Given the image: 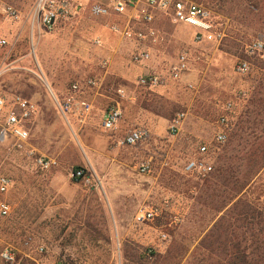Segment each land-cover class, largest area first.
Masks as SVG:
<instances>
[{
  "label": "rangeland",
  "instance_id": "obj_1",
  "mask_svg": "<svg viewBox=\"0 0 264 264\" xmlns=\"http://www.w3.org/2000/svg\"><path fill=\"white\" fill-rule=\"evenodd\" d=\"M38 1L0 0V37L8 41L0 48V97L39 106L27 150L0 144V176L12 181L0 200L13 210L0 230V264H264V61L245 52L264 38V0H190L210 12L218 38L199 42L193 30L159 14L150 26L132 25L156 31L140 44L93 17L87 0H66L73 14L46 30ZM139 50L151 53L141 67L131 63ZM183 52L189 69L176 81L170 68ZM240 60L252 64L249 72L238 71ZM149 71L166 81L140 85ZM75 84L92 112L68 124L53 95ZM228 104L229 137L218 144ZM114 105L122 118L104 131V113ZM142 126L151 133L147 142L121 144ZM204 144L212 172L186 171L202 159ZM39 158L55 164L45 170ZM78 167L91 184L74 180ZM151 207L162 210L160 217L139 223L138 212ZM7 249L15 261L2 259Z\"/></svg>",
  "mask_w": 264,
  "mask_h": 264
},
{
  "label": "built area",
  "instance_id": "obj_2",
  "mask_svg": "<svg viewBox=\"0 0 264 264\" xmlns=\"http://www.w3.org/2000/svg\"><path fill=\"white\" fill-rule=\"evenodd\" d=\"M90 13L93 17L100 19H116L111 23L110 30L129 40H136L139 44L145 43L156 34L154 28L148 29V33L136 32L132 25H152L156 22L159 14L165 15L172 23L184 25L194 31L195 40L201 42L207 37L218 38L210 12L201 4L190 0H88ZM69 2L57 0H39L36 7V14L39 16L40 24L49 31H52L62 19L71 17L73 14ZM10 17L18 18L17 11L12 7L4 9ZM121 22H125L123 30ZM8 41L0 37V48L7 45ZM245 52L248 56H258L264 61V38L254 39L246 46ZM151 60V53L147 50H139L132 56L131 63L134 66H144ZM252 64L248 60H240L237 69L240 73H247L251 70ZM189 69V57L183 52L178 56L177 62L170 68V78L180 81ZM166 81L161 75L149 71L142 74L138 83L145 87H156ZM89 85H96L90 82ZM82 89L75 84L70 91L58 97L53 95L56 109L63 119L70 124L72 119L85 122L91 112L92 105L81 98ZM225 114L219 119V131L216 133L215 141L218 144H225L228 141L229 113L232 111V104L224 108ZM39 114V106L31 99L22 96H15L11 100L0 97V144L8 145L19 151L27 150L31 140V126ZM184 115H179L171 126L172 132H176L182 122ZM122 118V109L119 105L110 106L104 113L102 128L104 131H113L117 128ZM150 131L146 127H137L130 130L122 139L121 144L128 147H136L148 141ZM210 153L209 146L204 144L199 147L200 160H192L186 166V171L206 176L213 170L203 158ZM29 155H34L33 150H28ZM38 164L45 170L50 169L55 162L51 159L39 158ZM141 170L150 172V165L143 164ZM77 182L91 184L92 178L84 169H78L73 173ZM12 189V181L7 176H0V195H6ZM12 206L6 200H0V230L3 223L12 215ZM162 210L151 207L141 209L136 220L139 223L153 221L160 217ZM166 238V235H163ZM2 259L7 262L15 261L16 255L12 250H5ZM66 264V263H60Z\"/></svg>",
  "mask_w": 264,
  "mask_h": 264
},
{
  "label": "crops",
  "instance_id": "obj_3",
  "mask_svg": "<svg viewBox=\"0 0 264 264\" xmlns=\"http://www.w3.org/2000/svg\"><path fill=\"white\" fill-rule=\"evenodd\" d=\"M87 5H89L88 4V0H87ZM103 20H107V21H110L111 23H113V22H116L117 20L116 19H112V20H109V19H103ZM111 25V24H110ZM184 26V25H183ZM186 27V26H185ZM188 28V27H187ZM4 38V37H3Z\"/></svg>",
  "mask_w": 264,
  "mask_h": 264
},
{
  "label": "trees",
  "instance_id": "obj_4",
  "mask_svg": "<svg viewBox=\"0 0 264 264\" xmlns=\"http://www.w3.org/2000/svg\"><path fill=\"white\" fill-rule=\"evenodd\" d=\"M78 169H80V168H79V167H78V168H76V169H75V171H76V170H78Z\"/></svg>",
  "mask_w": 264,
  "mask_h": 264
}]
</instances>
